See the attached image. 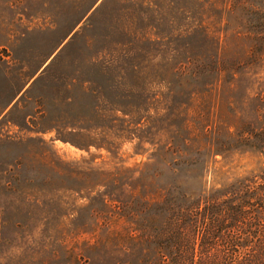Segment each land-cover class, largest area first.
Here are the masks:
<instances>
[{"label": "rangeland", "instance_id": "rangeland-1", "mask_svg": "<svg viewBox=\"0 0 264 264\" xmlns=\"http://www.w3.org/2000/svg\"><path fill=\"white\" fill-rule=\"evenodd\" d=\"M259 2L0 0V264H147L264 169Z\"/></svg>", "mask_w": 264, "mask_h": 264}, {"label": "trees", "instance_id": "trees-1", "mask_svg": "<svg viewBox=\"0 0 264 264\" xmlns=\"http://www.w3.org/2000/svg\"><path fill=\"white\" fill-rule=\"evenodd\" d=\"M250 13L264 46V0ZM252 137L264 155V124L247 141ZM165 203L169 213L159 248L147 264H264V169L222 191Z\"/></svg>", "mask_w": 264, "mask_h": 264}]
</instances>
